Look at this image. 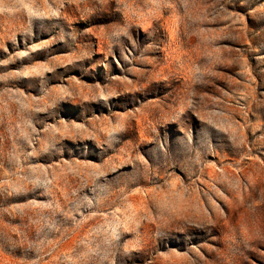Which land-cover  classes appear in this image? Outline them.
<instances>
[{
  "label": "rangeland",
  "instance_id": "374dc122",
  "mask_svg": "<svg viewBox=\"0 0 264 264\" xmlns=\"http://www.w3.org/2000/svg\"><path fill=\"white\" fill-rule=\"evenodd\" d=\"M0 264H264V0H0Z\"/></svg>",
  "mask_w": 264,
  "mask_h": 264
},
{
  "label": "bare ground",
  "instance_id": "6f19581e",
  "mask_svg": "<svg viewBox=\"0 0 264 264\" xmlns=\"http://www.w3.org/2000/svg\"><path fill=\"white\" fill-rule=\"evenodd\" d=\"M86 1V0H85ZM105 6V5H104ZM102 10V9H101ZM64 12H67V11H64ZM145 90V89H144ZM146 93V92H145ZM197 165V164H196ZM255 166V165H254ZM148 171V170H147ZM216 174V173H215ZM243 176V175H242ZM245 176V175H244ZM162 179V178H161ZM186 218V217H185Z\"/></svg>",
  "mask_w": 264,
  "mask_h": 264
}]
</instances>
